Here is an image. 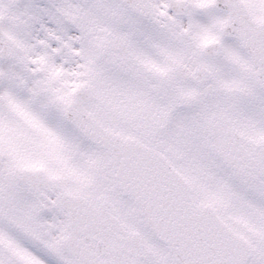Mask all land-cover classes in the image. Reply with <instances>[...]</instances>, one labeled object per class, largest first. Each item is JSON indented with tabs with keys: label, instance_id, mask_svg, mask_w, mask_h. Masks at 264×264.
I'll use <instances>...</instances> for the list:
<instances>
[{
	"label": "snow or ice",
	"instance_id": "snow-or-ice-1",
	"mask_svg": "<svg viewBox=\"0 0 264 264\" xmlns=\"http://www.w3.org/2000/svg\"><path fill=\"white\" fill-rule=\"evenodd\" d=\"M0 264H264V0H0Z\"/></svg>",
	"mask_w": 264,
	"mask_h": 264
}]
</instances>
